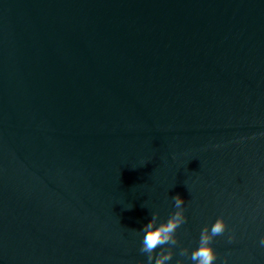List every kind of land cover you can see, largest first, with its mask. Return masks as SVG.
<instances>
[{"label": "water", "instance_id": "water-1", "mask_svg": "<svg viewBox=\"0 0 264 264\" xmlns=\"http://www.w3.org/2000/svg\"><path fill=\"white\" fill-rule=\"evenodd\" d=\"M177 194L172 264H264V0H0V264H140Z\"/></svg>", "mask_w": 264, "mask_h": 264}, {"label": "clouds", "instance_id": "clouds-1", "mask_svg": "<svg viewBox=\"0 0 264 264\" xmlns=\"http://www.w3.org/2000/svg\"><path fill=\"white\" fill-rule=\"evenodd\" d=\"M171 200L174 211L166 221L158 223L159 212H152L149 222L138 231L143 233L139 251L146 256L140 264H172L176 254L174 249L180 245L177 230L187 223V216L185 201L181 196L177 194ZM227 230L228 225L222 215L211 226L205 225L201 229L198 246L191 251L188 247H180L178 253L180 258L175 261V264H184V258L189 259L192 264H215L217 252L213 241L216 237L224 236ZM227 239L231 243L235 235L230 233ZM258 243L261 248H264V236L259 239ZM223 264H227V258Z\"/></svg>", "mask_w": 264, "mask_h": 264}]
</instances>
